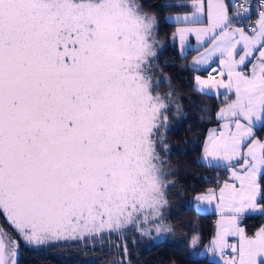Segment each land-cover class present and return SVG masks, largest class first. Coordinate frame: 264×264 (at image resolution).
<instances>
[{
	"label": "snow or ice",
	"instance_id": "snow-or-ice-1",
	"mask_svg": "<svg viewBox=\"0 0 264 264\" xmlns=\"http://www.w3.org/2000/svg\"><path fill=\"white\" fill-rule=\"evenodd\" d=\"M159 7L184 10L188 0ZM250 10L249 0H208L205 24L203 0H191L190 14L165 18L184 25L172 33L181 49L189 34L205 45L194 64L221 57L218 75L227 80L209 68L207 78L195 76L197 90L234 92L217 114L222 130H210L202 155L227 162L230 182L218 196L208 189L195 197L218 201L221 219L205 248L221 259L231 248L225 264H264V226L253 235L241 226L245 215H264V137L257 135L264 130V0L251 34L236 26ZM159 29L142 0H0V214L28 243L129 225L150 235L140 226L158 220V235L177 231L163 222L173 181L159 149L167 150L161 130L170 104L177 113L182 105L171 87L158 91ZM199 244L193 235L192 249ZM18 249L0 226V264H17Z\"/></svg>",
	"mask_w": 264,
	"mask_h": 264
},
{
	"label": "trees",
	"instance_id": "trees-1",
	"mask_svg": "<svg viewBox=\"0 0 264 264\" xmlns=\"http://www.w3.org/2000/svg\"><path fill=\"white\" fill-rule=\"evenodd\" d=\"M225 1L232 3L231 0ZM142 2L146 10L155 11L159 17L163 47L157 52L158 91L167 93L171 87L176 91L177 102L182 105V111L177 113L175 104H170L169 122L162 133L167 150L163 146L159 149L169 169L167 178L173 181L166 190L169 203L162 209L163 222L175 226L177 231L158 235L154 229V224L160 222L158 220L140 226L151 229L150 235H144L135 225H129L120 232L49 241L41 245L17 238V264H219L198 254L215 233V215L197 211L193 197L219 186L227 177L225 167L202 162L200 153L208 128L218 122L216 113L230 95L198 91L194 84L197 70L189 63L196 49L182 53L172 40L177 23L165 18L170 13L188 11L189 4L186 9L177 10L160 8L164 0ZM205 72V69L198 71ZM257 135L264 137V130L258 131ZM263 224L264 215L256 213L245 215L241 225L251 235ZM193 235L200 237L195 250L191 247ZM190 252H193L191 257Z\"/></svg>",
	"mask_w": 264,
	"mask_h": 264
},
{
	"label": "crops",
	"instance_id": "crops-1",
	"mask_svg": "<svg viewBox=\"0 0 264 264\" xmlns=\"http://www.w3.org/2000/svg\"><path fill=\"white\" fill-rule=\"evenodd\" d=\"M225 2H226V1H225ZM207 4H208V0H205V3H204V5H205V12H204L205 17H202V19H203V21L205 22V24H206V22H207ZM190 9H191V8H190ZM258 18H259V17H258V14H257L256 17H255V25H254V26H256V21L258 20ZM181 25H183V24H181ZM236 26H241V25L238 24V25H236ZM244 29H245V28H244ZM245 31H246L247 33L251 34V30H247V29H245ZM189 39H190V43H191V46H192V47H190V49H196V51L194 52V54L192 55V57H191V59H190V61H189V63L191 64V66H192L195 70H197V72L194 74V84H195V76H196V75H200L201 78H207V76H208V74H209V72H208V69H209V68H216V69H217L216 72H213V73H212V75L215 76V78H216L217 80L224 79V80L226 81V80H227V76H226V75L223 76V77H221L220 75H218V73H219V71H220V67H221V66H220V59H221V57L219 56V54H217L216 56H213L212 59L210 60L209 64H207V65H196V64H194V61H195L197 58H199L202 54H204V53L206 52V48H205V45H204V44H201V43H199V42L197 41V38H196L195 34H190ZM206 40H207V38H205V41H206ZM207 47L210 48L211 45L209 44V45H207ZM237 58H238V57H237ZM250 68H251V65L249 64L248 69L250 70ZM201 69H205L206 72H205V73H198V71L201 70ZM205 91H207V92L210 93V94L227 93V94L230 95V99L234 98V92H229L228 89H224V88H218V89H212V90H205ZM230 99H229V100H230ZM225 105H226V104L222 105V106L218 109V111H217V113H216V116H217L218 122H217L216 124L210 126V127L208 128L207 132H206L205 139H204V143H203V146H202V149H201V153H200V159H201L202 162H204V163H206V164H209V165L216 166L217 164H219V167H225L226 170H227V177H226L225 180H229V182H230V172H229L228 168L225 166L227 162L211 161V158H209L208 160H204V159H202L204 144L206 143V141H207V139H208V136H209V134H210V130L215 129V130H216V134H218V133L222 130V125L226 122L225 120L220 119V118L218 117V115H217L218 112L220 111V109L223 108V107H225ZM241 122L244 123L243 120H242ZM233 130H235V129H234V126H233ZM210 161H211V162H210ZM233 163H235V162H233ZM225 180H223V181L220 183L219 186H217V187H215V188H212V189H215V190H216V192H217V196L219 195V188L222 187L223 182H224ZM206 192H207V191H205V192H201V193H198V194L194 195V197H193V204H194V207H195V209H196L197 211H199V212H204V213H212V214L215 215V233H216V231H217L218 221L221 219V216H220L219 212L216 210V204H217L218 201H213L211 204H208V203H198V202L196 201V199H195L196 196L201 195V194H205ZM241 226H242V225H241ZM261 226H264V224L261 225ZM261 226H260V227H261ZM242 227H243V226H242ZM260 227H259V228H260ZM259 228H258V229H259ZM258 229H257V230H258ZM257 230H256V231H257ZM256 231H255V232H256ZM255 232H254V233H255ZM215 233H214L213 237H212L209 241H207V242L205 243V245H204L202 248H200V249L198 250V254L205 255V256H207L208 258H210L211 260H214V261H216V262L219 263V264H225V260L230 259L232 256L235 255V253L232 252L231 248H225V249H224V252H223L224 259H221V255H220V253H213L212 251H209L207 248H205L206 245H210V242H211V240L214 238ZM254 233H253V234H254ZM253 234H251V235H253ZM226 239H227L228 244H238V237H235V236H228V237H226Z\"/></svg>",
	"mask_w": 264,
	"mask_h": 264
},
{
	"label": "rangeland",
	"instance_id": "rangeland-1",
	"mask_svg": "<svg viewBox=\"0 0 264 264\" xmlns=\"http://www.w3.org/2000/svg\"><path fill=\"white\" fill-rule=\"evenodd\" d=\"M203 3H205V0H203ZM188 4H189V6H190V8H191V0H188ZM205 6V5H204ZM191 13V9H189L188 11H185V12H180V13H170V14H168L167 16H169V15H171V16H176V15H181V16H183V15H186V14H190ZM166 16V17H167ZM203 17H205V15H203ZM172 21H174V20H172ZM178 26H184V25H181V24H177V26L176 27H178ZM198 26V25H197ZM189 36H190V34L188 35V37H187V40H186V43H185V46H184V48L183 49H181V46H180V42H179V38L177 37L176 39H175V43H177V45H178V47H179V49H180V51L182 52V53H185V52H187L188 51V49H190V47H192L191 46V43H190V39H189ZM162 131V133H163V131H164V129H162L161 130ZM0 226H2L7 232H9V233H11V235L13 236V237H15L16 239L17 238H19V239H21L22 241H24V242H27V241H25L22 237H20L15 231H14V229L6 222V218L2 215V214H0ZM154 229H155V227H154ZM18 241V240H17Z\"/></svg>",
	"mask_w": 264,
	"mask_h": 264
},
{
	"label": "built area",
	"instance_id": "built-area-1",
	"mask_svg": "<svg viewBox=\"0 0 264 264\" xmlns=\"http://www.w3.org/2000/svg\"><path fill=\"white\" fill-rule=\"evenodd\" d=\"M231 2L234 3L236 2V0H231ZM239 2L242 3L243 0H239ZM249 3L251 5V10L249 11V13H247L245 19L240 24L247 30H251L252 27H254L255 25V17L257 15L258 0L257 1L249 0Z\"/></svg>",
	"mask_w": 264,
	"mask_h": 264
}]
</instances>
